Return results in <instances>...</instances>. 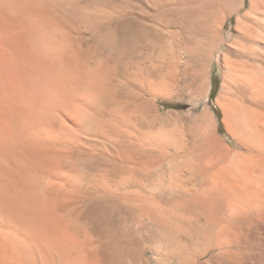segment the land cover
I'll return each mask as SVG.
<instances>
[{
  "label": "bare ground",
  "instance_id": "obj_1",
  "mask_svg": "<svg viewBox=\"0 0 264 264\" xmlns=\"http://www.w3.org/2000/svg\"><path fill=\"white\" fill-rule=\"evenodd\" d=\"M52 8L0 0V264H264V0H166L157 200L144 80Z\"/></svg>",
  "mask_w": 264,
  "mask_h": 264
},
{
  "label": "rangeland",
  "instance_id": "obj_2",
  "mask_svg": "<svg viewBox=\"0 0 264 264\" xmlns=\"http://www.w3.org/2000/svg\"><path fill=\"white\" fill-rule=\"evenodd\" d=\"M51 4L57 15L77 27L78 41L90 55L117 61L118 70L136 72L144 80L146 92L136 100L138 119L146 125L147 129L143 126L142 130L159 137H150L153 152L148 160L152 171H148L147 179L140 180L139 185H153L157 200L161 186L166 185V0H51ZM128 17L134 21L133 27L128 26ZM229 27L228 24L227 30ZM214 78L218 88L219 75ZM138 92L141 89L134 87L133 94ZM141 174L140 171L139 178ZM162 237L166 238V229L156 227L155 249L160 248ZM164 243L160 249L164 253L162 261L155 253L153 264H166V240Z\"/></svg>",
  "mask_w": 264,
  "mask_h": 264
}]
</instances>
